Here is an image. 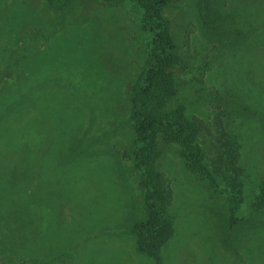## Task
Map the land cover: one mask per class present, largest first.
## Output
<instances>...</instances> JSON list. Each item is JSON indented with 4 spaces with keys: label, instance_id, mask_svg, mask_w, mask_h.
I'll use <instances>...</instances> for the list:
<instances>
[{
    "label": "rangeland",
    "instance_id": "rangeland-1",
    "mask_svg": "<svg viewBox=\"0 0 264 264\" xmlns=\"http://www.w3.org/2000/svg\"><path fill=\"white\" fill-rule=\"evenodd\" d=\"M212 5L224 22L232 16L218 31L202 22L198 0H166L160 14L178 58L174 97L197 126L204 165L220 178L219 149L235 139L241 194L232 199L222 182L208 187L184 163L180 144H162L154 162L170 229L159 243V264H264V100L244 75L257 77L247 63L263 40L264 0ZM39 9L38 0H0V70L19 45L14 27ZM67 9L29 66L16 79H0V156L8 149L10 165L24 144L37 143L36 176L48 175L36 182L46 178L44 206L51 227L61 230L54 241L50 232L43 233L49 243L38 241L59 248L44 262L16 264H157L158 239L135 231L147 208L126 93L143 64L141 10L127 0H73ZM30 116L34 125H25ZM46 149L50 168L41 161ZM0 264H8L1 253Z\"/></svg>",
    "mask_w": 264,
    "mask_h": 264
},
{
    "label": "trees",
    "instance_id": "trees-1",
    "mask_svg": "<svg viewBox=\"0 0 264 264\" xmlns=\"http://www.w3.org/2000/svg\"><path fill=\"white\" fill-rule=\"evenodd\" d=\"M38 1L43 4L46 15L39 9L30 16L23 17L16 24L13 34L19 40V45L12 51L9 60L0 70V79L4 77L16 79L18 74L29 66V58L37 51L38 43L44 40L54 27L66 21L67 8L73 0ZM104 1L110 4L120 0ZM127 1H133L140 8L141 27L147 35L142 51L143 64L126 88L130 122L135 135L133 157L140 175V185L147 208L146 219L135 224V231L139 238L156 236L158 241L152 247L153 255L159 264V243L164 240L170 229V222L164 215L159 173L154 162L161 151V145L168 142L180 144L182 147L180 155L197 179L215 189L217 182H222L227 195L232 199H235L236 194H241V176L244 168L234 163L235 157H238L235 139L230 142L231 144H227L224 148L222 145L219 149V160L222 162L217 168L225 170L219 175L220 178H214L204 165L203 152L197 139V126L185 115L184 106L174 97L176 87L172 73L178 58L173 51L172 40L160 14L166 0ZM215 8L212 0H198V13L202 22L211 30L218 31V27L221 26L223 29L225 23L231 22L232 16L226 13L228 20L224 22L223 19H219L216 5ZM49 11L55 15L57 24L51 16H48ZM122 26H115L114 33L121 31ZM261 36L263 39L261 45L251 53L247 63L257 77L247 73V70L244 74L252 78L253 91L258 94V101L264 100V33ZM96 45L98 46L95 42L94 49ZM35 119L30 116L25 125H34ZM35 133L36 130L32 131L31 139ZM157 134L161 136L160 140L156 139ZM14 140L15 138H11L7 144ZM36 145L37 143L31 141L27 146L24 144L23 151L18 152L15 161L10 165L4 162L5 157L12 154L8 153V149L7 152H3L5 157L2 154L0 156V253L5 255L8 264H16L19 259L33 263L44 262L43 258L47 257L49 252L59 249L50 250L38 243V241L45 244L50 242L47 237L44 238V232L53 234L54 241L59 238L57 231L61 230L57 229V225L51 227L50 210L45 209L44 206L43 199L47 198L46 178L40 181V184L36 182L42 176L48 175L43 172L38 178L36 176L34 153ZM46 151L47 149L44 150L45 155H41V161L47 162L50 168ZM8 157L12 159V156ZM228 161H231V166L227 164ZM21 183L26 185L18 186ZM230 210H233L232 207ZM54 234H57L56 238Z\"/></svg>",
    "mask_w": 264,
    "mask_h": 264
}]
</instances>
